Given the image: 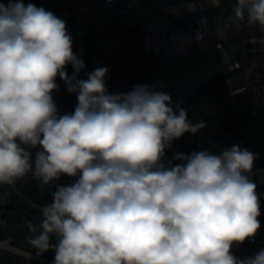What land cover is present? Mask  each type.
I'll return each instance as SVG.
<instances>
[{
    "label": "clouds",
    "instance_id": "clouds-1",
    "mask_svg": "<svg viewBox=\"0 0 264 264\" xmlns=\"http://www.w3.org/2000/svg\"><path fill=\"white\" fill-rule=\"evenodd\" d=\"M184 9L171 13L197 12L198 0ZM234 12L264 28V0H237ZM198 24L183 41L205 39L207 17ZM85 69L54 12L22 0L0 3V184L28 174L43 185L74 178L40 208L32 247L54 251L51 264H264V248L244 258L231 251L261 228L251 179L264 172H254L258 154L234 144L168 159L175 141L207 122L192 123L182 101L149 85L111 94L107 66L80 79ZM57 77L77 96L72 113L59 114Z\"/></svg>",
    "mask_w": 264,
    "mask_h": 264
},
{
    "label": "water",
    "instance_id": "water-1",
    "mask_svg": "<svg viewBox=\"0 0 264 264\" xmlns=\"http://www.w3.org/2000/svg\"><path fill=\"white\" fill-rule=\"evenodd\" d=\"M38 1L39 0H34ZM26 3L27 1H23ZM163 10L168 11L171 6L185 3L186 0H157ZM214 6L205 7L194 13H186L174 20L175 27L183 33H194L198 30V21L201 16L207 20L218 17L229 24V31L225 45L221 49L202 51L189 58L163 57L149 53H143L142 57L151 60V78L143 85L154 87L158 91L167 92L171 95L173 103H182V107L187 111L188 118L192 123L203 119L207 125H211L215 119L224 128L233 133L236 138L241 140L245 147L258 154L259 159L255 165L264 161V127L259 129L258 121L264 123V96L260 103L253 101L252 94L249 95L243 114H236L231 109V102L224 108L217 109L213 103L204 105L203 95L208 91L215 97L224 94L231 86H237L238 80L234 77L240 74L239 69L229 70L228 64L231 63L240 52L237 39L239 28L242 22L247 20L238 17L234 8L237 0H221ZM5 2L4 4H7ZM246 12V10H245ZM64 20L73 39H83L86 42L100 41L98 30L87 20H78L71 12H65ZM121 51L119 48L117 50ZM86 64V69L79 75L80 79H86L85 73L89 68L87 58L81 56ZM132 70V69H131ZM69 75L73 69L71 65L66 67ZM144 71V68H141ZM226 79H232L227 83ZM59 90L53 92V99L59 109V114L72 113L77 106V96L66 94L63 81L57 77ZM164 87L161 88L160 85ZM208 87H211L208 90ZM211 110L216 115L212 118L208 114ZM195 136L184 134L182 138L175 141L172 150H166V157L171 159L173 152L191 153L192 151L210 149L201 143L199 135ZM37 149H30L33 157ZM174 163H181L175 161ZM74 178L62 176L60 180L53 181L49 185H43L33 178L31 174L17 180L13 184H0V262L2 264H51L54 259V251L49 250L43 255L39 254L30 243L39 233V224L42 219L40 208L51 204L53 194L58 185H68ZM257 192L262 196L264 186H257ZM261 216L264 218V204H261ZM37 231H33V228ZM53 243L55 238H53ZM256 244L261 245L258 241ZM264 244V241H263ZM253 243L245 241L239 250H231L232 253L240 258L247 257V252L252 248ZM264 248V245H261ZM260 249V248H259ZM258 249V250H259ZM257 250V251H258Z\"/></svg>",
    "mask_w": 264,
    "mask_h": 264
},
{
    "label": "built area",
    "instance_id": "built-area-1",
    "mask_svg": "<svg viewBox=\"0 0 264 264\" xmlns=\"http://www.w3.org/2000/svg\"><path fill=\"white\" fill-rule=\"evenodd\" d=\"M7 1L0 0V3ZM184 4L182 3V6L180 4L171 6L166 11L167 15L160 17L147 11L140 0H101L100 10H102V13L88 17L87 23L92 24L99 31L101 28L141 16L139 27L132 32V35L141 38L142 44L149 54L163 57L189 58L202 51L221 49L226 43L229 31V24L226 21L223 23L222 33H217L213 28L206 25V28L202 30L206 31L207 35L202 42L198 43L192 40L189 43L183 41V37H190L193 33H183L175 27L174 20L178 17L171 13V9L179 6L183 12L185 11ZM198 8L199 11L204 8L201 0H198ZM237 44L240 52L228 66L229 70H240V74L234 77L238 80V85L228 88L224 93L227 96L222 104L215 107L221 109L231 102V109L240 115L244 113V111L241 112V109L245 110L247 104L246 95L252 94L253 101L257 103H260L264 96V29H261L260 26L255 27L248 20H245L240 25ZM119 48L120 40L115 37L106 38L99 42L73 39V51L87 58L89 64L87 72H91L97 67L107 66L108 79L106 83L111 94L127 92L134 85H138V70L136 67H133L130 71L123 68V66L116 67L110 61L108 56L117 52ZM231 80L226 79L225 81L229 83ZM210 89L211 87H208V90ZM64 91L69 94L66 88H64ZM213 98L208 91L203 95L202 103L207 106V104L213 103ZM260 104L264 105V103ZM208 114L212 118H216L213 111L208 110ZM258 127L262 129L264 123H261ZM199 140L213 153L218 151L219 146L231 147L234 144H241L245 147L241 140L224 128L216 119L211 125L202 130ZM262 180L257 181V186H264ZM0 193H2L1 189ZM261 200L264 204V194L261 196ZM261 225L264 227L263 221ZM256 241V237H254L253 246L247 252V256H253L261 248V245L256 244ZM0 264L2 263L0 262Z\"/></svg>",
    "mask_w": 264,
    "mask_h": 264
},
{
    "label": "crops",
    "instance_id": "crops-1",
    "mask_svg": "<svg viewBox=\"0 0 264 264\" xmlns=\"http://www.w3.org/2000/svg\"><path fill=\"white\" fill-rule=\"evenodd\" d=\"M27 1L25 4L33 3L37 7H43L46 10L54 12L58 17L63 20L68 19L69 17H65L63 14L65 12H71L78 20H87L88 17L96 16L97 14H101L102 10H100L101 0H23ZM142 6L152 14L156 16H165L167 12L163 10V8L159 5L157 0H140ZM203 7H210L217 4V0H201ZM181 5V4H180ZM182 6V5H181ZM141 16H136L126 22H119L112 26H107L101 28L98 31V35L100 40H104L106 38L115 37L120 40V49L121 51L115 52L112 55H109L110 61L116 67H122L126 70L133 69V67L138 70V85L145 83V81L150 80L151 78V60L148 58L142 57L143 53H148L145 50L141 38L132 35V32L139 27ZM67 23V22H66ZM223 23L224 20L222 18L214 17L207 20V26L213 28L217 33H222L223 31ZM257 26L260 25L257 23ZM261 29H264L260 26ZM70 32V29H69ZM71 33V32H70ZM92 42H96L93 40ZM141 68H144V71H141ZM106 82L108 79V74H106ZM110 92V91H109ZM111 93V92H110ZM247 96V101L248 97ZM220 106V105H219ZM218 107V106H216ZM263 123V120L260 119L258 121V125ZM262 168V169H260ZM264 161L259 162V164L254 166V172L257 169L264 170ZM264 172H259L254 174L251 179L255 182L262 180ZM262 204V200H261ZM260 222H264V218L260 215L258 218ZM256 240L263 246L264 241V227H262L256 234ZM243 244L236 246L233 245L231 250H239Z\"/></svg>",
    "mask_w": 264,
    "mask_h": 264
},
{
    "label": "rangeland",
    "instance_id": "rangeland-1",
    "mask_svg": "<svg viewBox=\"0 0 264 264\" xmlns=\"http://www.w3.org/2000/svg\"><path fill=\"white\" fill-rule=\"evenodd\" d=\"M251 25L257 27V24H251ZM226 96H227L226 94H218L217 96H215V97L213 98V103H214V105H215V106H219V105H221L222 102H223V100L226 98Z\"/></svg>",
    "mask_w": 264,
    "mask_h": 264
},
{
    "label": "trees",
    "instance_id": "trees-1",
    "mask_svg": "<svg viewBox=\"0 0 264 264\" xmlns=\"http://www.w3.org/2000/svg\"><path fill=\"white\" fill-rule=\"evenodd\" d=\"M149 81V80H148ZM148 81H145V83H147ZM143 84V83H142Z\"/></svg>",
    "mask_w": 264,
    "mask_h": 264
}]
</instances>
